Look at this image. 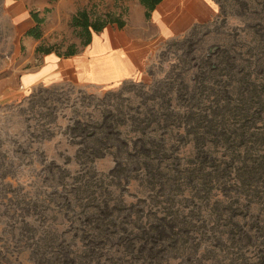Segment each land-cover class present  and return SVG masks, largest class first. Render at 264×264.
<instances>
[{"label":"rangeland","instance_id":"374dc122","mask_svg":"<svg viewBox=\"0 0 264 264\" xmlns=\"http://www.w3.org/2000/svg\"><path fill=\"white\" fill-rule=\"evenodd\" d=\"M23 2L45 22L28 37L0 0V264H264V0H216L132 79L28 88L85 48L79 11L156 29L137 0Z\"/></svg>","mask_w":264,"mask_h":264},{"label":"crops","instance_id":"0c3cea01","mask_svg":"<svg viewBox=\"0 0 264 264\" xmlns=\"http://www.w3.org/2000/svg\"><path fill=\"white\" fill-rule=\"evenodd\" d=\"M10 1L12 13L24 21L23 27L26 25L21 28L25 31L33 28L36 23L23 0ZM132 10L131 22L144 28L152 24L156 29L155 36H136L127 29L128 23L124 28L109 25L100 34H93L91 44L74 56L41 55L40 65L35 70L21 74L23 88L69 77L102 86L132 79L144 73L153 49L158 48L161 41L186 35L197 26L212 23L219 11L216 0H163L151 12L149 20L140 0ZM32 51L35 52L36 47Z\"/></svg>","mask_w":264,"mask_h":264},{"label":"trees","instance_id":"16d2710c","mask_svg":"<svg viewBox=\"0 0 264 264\" xmlns=\"http://www.w3.org/2000/svg\"><path fill=\"white\" fill-rule=\"evenodd\" d=\"M163 0H140L141 4L146 9V18L149 20L151 17V12L156 8V6ZM32 18L35 21L36 25L27 31L26 36L34 37L36 39L41 38L40 26L45 22L44 18H40L37 12H31ZM117 24L119 28H124L126 22L120 18L115 17L112 14H107L102 17L91 18L87 10L79 11L72 17L71 25L77 29H80V34L83 38V46L87 47L92 42L93 34H100L103 30L109 26ZM37 52H42L39 48ZM44 52V51H43ZM45 54L51 53V50L44 52ZM78 54V51H70L65 57H71ZM61 56V55H60ZM62 57V56H61Z\"/></svg>","mask_w":264,"mask_h":264}]
</instances>
